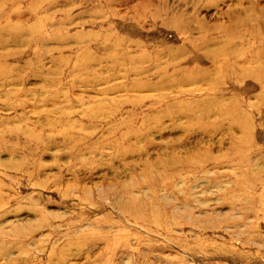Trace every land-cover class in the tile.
Segmentation results:
<instances>
[{
  "label": "rangeland",
  "instance_id": "obj_1",
  "mask_svg": "<svg viewBox=\"0 0 264 264\" xmlns=\"http://www.w3.org/2000/svg\"><path fill=\"white\" fill-rule=\"evenodd\" d=\"M0 264H264V0H0Z\"/></svg>",
  "mask_w": 264,
  "mask_h": 264
}]
</instances>
